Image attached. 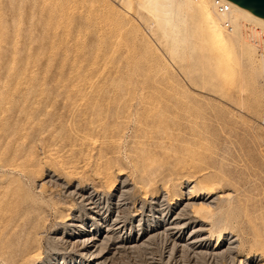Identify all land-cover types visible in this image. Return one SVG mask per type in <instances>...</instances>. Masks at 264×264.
Here are the masks:
<instances>
[{
    "label": "rangeland",
    "instance_id": "1",
    "mask_svg": "<svg viewBox=\"0 0 264 264\" xmlns=\"http://www.w3.org/2000/svg\"><path fill=\"white\" fill-rule=\"evenodd\" d=\"M127 1L0 0V264H264L263 66Z\"/></svg>",
    "mask_w": 264,
    "mask_h": 264
},
{
    "label": "bare ground",
    "instance_id": "2",
    "mask_svg": "<svg viewBox=\"0 0 264 264\" xmlns=\"http://www.w3.org/2000/svg\"><path fill=\"white\" fill-rule=\"evenodd\" d=\"M227 2L230 3L231 7L230 11L225 14H220L218 12L215 6V0H141L140 5L145 7L155 16L164 36L169 40L173 50L176 51L180 47H184L191 43V25L192 23L198 21L200 26L204 28V36L213 48L219 52V57L225 55L226 59H229L228 56L231 57V55H229L230 51L229 53H226V51L237 50V52L240 53V56L242 55L244 59L248 61H255L264 68V53L259 52L260 48L258 49L255 44L251 43L246 38V34L244 32L246 25H250L251 29L257 35H263L264 42V18L247 11L230 0H227ZM226 21L230 22L231 28L225 27L224 24ZM221 52L224 54H220ZM225 56L222 58L223 61L226 60L224 59ZM190 204L192 203L189 202V205ZM208 206L211 207V203ZM179 227H181V225ZM84 240H86V238H84ZM79 241H81L80 238ZM90 249L91 246L87 245L85 250Z\"/></svg>",
    "mask_w": 264,
    "mask_h": 264
},
{
    "label": "water",
    "instance_id": "3",
    "mask_svg": "<svg viewBox=\"0 0 264 264\" xmlns=\"http://www.w3.org/2000/svg\"><path fill=\"white\" fill-rule=\"evenodd\" d=\"M247 11L264 18V0H230Z\"/></svg>",
    "mask_w": 264,
    "mask_h": 264
},
{
    "label": "built area",
    "instance_id": "4",
    "mask_svg": "<svg viewBox=\"0 0 264 264\" xmlns=\"http://www.w3.org/2000/svg\"><path fill=\"white\" fill-rule=\"evenodd\" d=\"M215 6L220 14H225L230 11V3L227 2V0H215ZM225 27L231 28L230 22H225Z\"/></svg>",
    "mask_w": 264,
    "mask_h": 264
}]
</instances>
